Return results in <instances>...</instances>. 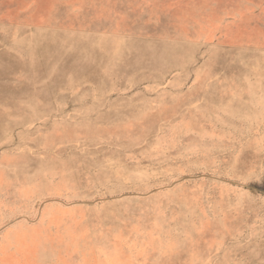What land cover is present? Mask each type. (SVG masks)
<instances>
[{"label":"rangeland","instance_id":"374dc122","mask_svg":"<svg viewBox=\"0 0 264 264\" xmlns=\"http://www.w3.org/2000/svg\"><path fill=\"white\" fill-rule=\"evenodd\" d=\"M0 264H264V0H0Z\"/></svg>","mask_w":264,"mask_h":264}]
</instances>
